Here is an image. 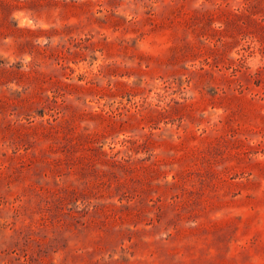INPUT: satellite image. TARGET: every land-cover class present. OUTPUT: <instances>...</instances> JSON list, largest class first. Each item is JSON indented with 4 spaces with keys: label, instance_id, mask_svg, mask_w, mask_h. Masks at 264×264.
Here are the masks:
<instances>
[{
    "label": "rangeland",
    "instance_id": "1",
    "mask_svg": "<svg viewBox=\"0 0 264 264\" xmlns=\"http://www.w3.org/2000/svg\"><path fill=\"white\" fill-rule=\"evenodd\" d=\"M0 264H264V0H0Z\"/></svg>",
    "mask_w": 264,
    "mask_h": 264
}]
</instances>
